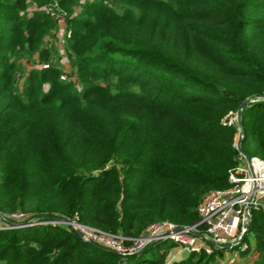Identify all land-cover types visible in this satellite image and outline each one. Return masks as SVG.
I'll use <instances>...</instances> for the list:
<instances>
[{
  "label": "trees",
  "instance_id": "trees-1",
  "mask_svg": "<svg viewBox=\"0 0 264 264\" xmlns=\"http://www.w3.org/2000/svg\"><path fill=\"white\" fill-rule=\"evenodd\" d=\"M58 5L77 83L44 46L53 17L0 0V212L77 217L132 238L164 221L194 225L240 164L229 119L246 98L240 147L264 161V0ZM31 59L39 66L25 67ZM243 242L245 264H264L261 210ZM167 243L121 257L65 226L33 225L0 230V264H219L225 253L168 263Z\"/></svg>",
  "mask_w": 264,
  "mask_h": 264
},
{
  "label": "built area",
  "instance_id": "built-area-1",
  "mask_svg": "<svg viewBox=\"0 0 264 264\" xmlns=\"http://www.w3.org/2000/svg\"><path fill=\"white\" fill-rule=\"evenodd\" d=\"M51 15L58 17L54 12ZM228 183V187L213 190L203 198L197 207L198 221L194 225L179 227L164 221L149 225L137 238H127L84 225L77 217L34 224L28 222V215L20 211L0 212V230L41 224L62 225L78 234L84 242L121 257L137 255L149 243L169 241L187 253L235 251L225 264H236L237 253L247 249L243 238L248 232L252 212H264V161L253 157L248 164L240 156V164L229 173Z\"/></svg>",
  "mask_w": 264,
  "mask_h": 264
},
{
  "label": "rangeland",
  "instance_id": "rangeland-1",
  "mask_svg": "<svg viewBox=\"0 0 264 264\" xmlns=\"http://www.w3.org/2000/svg\"><path fill=\"white\" fill-rule=\"evenodd\" d=\"M30 4H32V7L34 5L35 9H41L51 15V12H54L57 14L58 17L55 15H51L53 17V20L55 22V27L44 37V46L47 47L50 50V62L52 64L57 65L62 71L64 72L65 77H70V67H69V56H68V48H67V12L65 9L61 8L58 5V0H52L50 3L44 4V5H38L32 0H29ZM76 11L77 7L74 8ZM34 59V58H33ZM33 59H31L27 64H25V67L30 68L33 66H39V64L34 63ZM72 80L74 83H77L75 75H73ZM236 119V115H231L230 117V123H234ZM237 139V136H236ZM262 203L264 204V199L262 200ZM29 220V221H28ZM28 222H32L34 224L41 222L37 219L31 217V215H28L27 217ZM122 235V234H119ZM124 236V235H122ZM127 238H132L130 236H124ZM139 237V236H138ZM137 238V237H134ZM168 243H170L168 241ZM167 243V245H168ZM166 245V244H165ZM164 247V245H163ZM248 247V243H247ZM188 253L184 250H182L179 246H175L169 250L168 253V263H171L173 261H179L183 259ZM235 254V251L232 252H226L223 254V256L217 258V262L219 264H225L227 260L231 257H233ZM236 264H245V258H242V253H237L236 255Z\"/></svg>",
  "mask_w": 264,
  "mask_h": 264
},
{
  "label": "water",
  "instance_id": "water-1",
  "mask_svg": "<svg viewBox=\"0 0 264 264\" xmlns=\"http://www.w3.org/2000/svg\"><path fill=\"white\" fill-rule=\"evenodd\" d=\"M252 101L251 98H246L244 99L240 105L237 108V112H236V123L238 126V134H237V139L236 142L234 144L236 150L238 151L239 155L242 156L244 158V160L246 161V163L250 164V156L243 154L240 144H241V140H242V135H243V129H242V109L244 106H246L247 104H249ZM180 230V229H178ZM78 235V234H77ZM199 235V234H197ZM152 245H154V243H149L147 246H145V248L143 250H141L137 255L141 254L142 252H144L147 248L151 247Z\"/></svg>",
  "mask_w": 264,
  "mask_h": 264
}]
</instances>
